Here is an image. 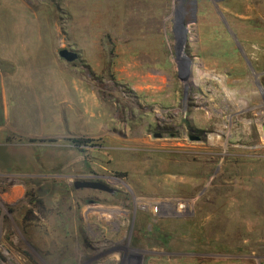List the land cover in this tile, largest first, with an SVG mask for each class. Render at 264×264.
Wrapping results in <instances>:
<instances>
[{"label": "rangeland", "instance_id": "obj_1", "mask_svg": "<svg viewBox=\"0 0 264 264\" xmlns=\"http://www.w3.org/2000/svg\"><path fill=\"white\" fill-rule=\"evenodd\" d=\"M3 40L0 264H264V0H0Z\"/></svg>", "mask_w": 264, "mask_h": 264}, {"label": "crops", "instance_id": "obj_2", "mask_svg": "<svg viewBox=\"0 0 264 264\" xmlns=\"http://www.w3.org/2000/svg\"><path fill=\"white\" fill-rule=\"evenodd\" d=\"M41 32H37V33H39L41 35ZM4 34H8L9 35V32L6 31V33H4ZM90 34H91L90 31H86V32H82V33L77 32V33H75V37H78V38L79 37H89ZM56 36H57V34H56ZM59 44L61 45V41L60 40L57 41L56 46L54 48V55L56 57H57V55H56V49L59 47L58 46ZM4 45H6V42L3 40V42H1V44H0V60L2 62H4V63H8V64L11 65V69L13 70V73L11 74V76L13 78L14 85L15 86H22L23 87V85H24L23 83L25 81H28V76L31 77L32 75H31L30 72L29 73H27V72L26 73L25 72L23 73V72H21L19 70H21V68H24V67L25 68H28L27 67L28 65L26 63H24L25 60L23 61L21 59V57H20L19 54H16V53H13V52H8L7 53V52L1 50ZM21 63H23V65H21ZM63 66H64V64L61 63V62H60V65H59V63L57 65H55V69L56 70L52 71V73H49L48 80L52 79V81H54L53 78L55 76V73H56V76L57 77L60 76L62 73H60V75H59L58 70H62L64 68ZM47 74H48V72H47ZM33 77H35L34 78L35 80L33 79L34 80L33 83L42 84L43 85V81H42L43 80V77H40V79H39V77L37 76V74L33 75ZM62 77H63V75H62ZM48 92H49V90L48 91L46 90V93H48ZM15 100H19L20 101V99H15ZM22 100L24 101L23 98H22ZM6 115H7V117L8 116H11V114H10V112L8 110H6ZM14 116H22V112H20V113H16L15 112V115ZM26 116H28V115H26Z\"/></svg>", "mask_w": 264, "mask_h": 264}, {"label": "water", "instance_id": "obj_3", "mask_svg": "<svg viewBox=\"0 0 264 264\" xmlns=\"http://www.w3.org/2000/svg\"><path fill=\"white\" fill-rule=\"evenodd\" d=\"M60 57L64 58L66 61H74L79 58V53L76 50L69 49V48H61L59 50ZM261 129L264 137V122L261 124ZM76 187H84V188H97L101 190H105L111 193H114L116 190L109 186L107 183H104L102 181H83V182H77Z\"/></svg>", "mask_w": 264, "mask_h": 264}, {"label": "bare ground", "instance_id": "obj_4", "mask_svg": "<svg viewBox=\"0 0 264 264\" xmlns=\"http://www.w3.org/2000/svg\"><path fill=\"white\" fill-rule=\"evenodd\" d=\"M255 6V5H254ZM246 8V7H245ZM248 11V10H247ZM246 11V12H247ZM259 12V11H258ZM261 26V25H260ZM231 93V92H230ZM230 93L227 91V94L230 95ZM197 112L200 114V112L197 110ZM207 118V117H206ZM201 119V118H200Z\"/></svg>", "mask_w": 264, "mask_h": 264}]
</instances>
